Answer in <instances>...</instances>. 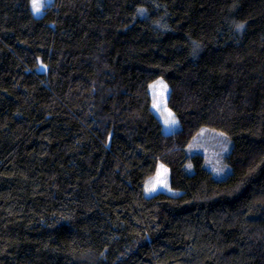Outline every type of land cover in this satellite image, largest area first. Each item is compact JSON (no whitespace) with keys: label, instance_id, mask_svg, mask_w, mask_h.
I'll return each mask as SVG.
<instances>
[{"label":"trees","instance_id":"obj_1","mask_svg":"<svg viewBox=\"0 0 264 264\" xmlns=\"http://www.w3.org/2000/svg\"><path fill=\"white\" fill-rule=\"evenodd\" d=\"M30 3L0 0V264H264V0Z\"/></svg>","mask_w":264,"mask_h":264},{"label":"rangeland","instance_id":"obj_2","mask_svg":"<svg viewBox=\"0 0 264 264\" xmlns=\"http://www.w3.org/2000/svg\"><path fill=\"white\" fill-rule=\"evenodd\" d=\"M52 0H36L39 10L33 7L31 0V11L33 16L39 17L43 9L49 5ZM152 101L151 111L156 115L162 124L164 133H171L178 127V122L174 119L172 112L167 107V98L169 89L161 80L153 82L148 88ZM231 144L225 134L214 130L201 129L199 134L194 137L189 146L185 149V153L189 156L192 153L203 154L205 157V167L217 180H223L230 172L225 157L230 153ZM155 175L147 181L145 186V197L157 194L159 191L172 194L168 188L169 177L168 170L161 164L157 165Z\"/></svg>","mask_w":264,"mask_h":264},{"label":"snow or ice","instance_id":"obj_3","mask_svg":"<svg viewBox=\"0 0 264 264\" xmlns=\"http://www.w3.org/2000/svg\"><path fill=\"white\" fill-rule=\"evenodd\" d=\"M33 7H34L37 11L39 10L38 5H37V3H36V0H33Z\"/></svg>","mask_w":264,"mask_h":264}]
</instances>
